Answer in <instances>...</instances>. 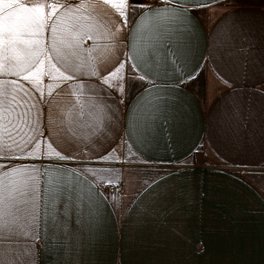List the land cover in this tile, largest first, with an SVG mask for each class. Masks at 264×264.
Returning a JSON list of instances; mask_svg holds the SVG:
<instances>
[{"label": "crops", "instance_id": "crops-1", "mask_svg": "<svg viewBox=\"0 0 264 264\" xmlns=\"http://www.w3.org/2000/svg\"><path fill=\"white\" fill-rule=\"evenodd\" d=\"M169 7L186 10L191 27H170L162 16L144 27L134 50L125 30L123 94L97 77L42 78L45 99L76 83L85 89L57 98L65 134L56 151L45 130L37 158L0 157V171L23 165L43 173L40 239L9 236L6 261L20 254L18 264H264V0H173ZM21 83L47 129L52 105ZM97 103L106 106L100 127ZM54 198L61 213L62 203L74 205L60 240L45 227Z\"/></svg>", "mask_w": 264, "mask_h": 264}, {"label": "snow or ice", "instance_id": "snow-or-ice-1", "mask_svg": "<svg viewBox=\"0 0 264 264\" xmlns=\"http://www.w3.org/2000/svg\"><path fill=\"white\" fill-rule=\"evenodd\" d=\"M158 3L164 7L131 0H0V157L37 158L35 154L45 130L53 134L52 143H47L48 149L56 151L53 144L63 142L61 138L65 132L59 127L60 114L56 109L60 103L57 98L62 94L81 93L85 85L76 83L68 86V93L62 89L55 95L49 90V99H45L43 77L63 81L78 80L82 76L97 77L103 85L123 94L126 87L121 69L125 62L120 59L123 54L119 53V46L126 39L125 30L132 37L134 50L144 27L162 16L169 21L170 27L185 24L191 27V18L183 15L186 10L169 7L173 0H158ZM46 32L50 33L47 43ZM86 41H92V45L85 46ZM45 61L48 67H45ZM113 61V67L103 71ZM132 67L136 70L135 64ZM137 78L146 79L143 75ZM21 81L28 82L31 89L40 93V100L52 105L47 129H41L40 110L33 102L32 92ZM46 87L51 89L52 85ZM94 107L99 113L97 127H100L107 119L106 106L97 103ZM57 156L61 160L74 158L59 152ZM3 168L5 170L0 171V264H18L20 254L17 261L3 258V240L11 235L40 239L39 177L43 173L23 165H4ZM27 172L31 174L20 185L16 177ZM55 204L56 198L51 202L45 227L51 229V239L60 240L74 205L70 199L62 203L61 213ZM23 256L31 258V246L25 247ZM24 264H35V261L29 259Z\"/></svg>", "mask_w": 264, "mask_h": 264}, {"label": "rangeland", "instance_id": "rangeland-1", "mask_svg": "<svg viewBox=\"0 0 264 264\" xmlns=\"http://www.w3.org/2000/svg\"><path fill=\"white\" fill-rule=\"evenodd\" d=\"M141 2H144L145 0H140ZM139 0H133V3H140ZM140 84V80L138 79H132L131 84H130V90H129V95L136 89V87Z\"/></svg>", "mask_w": 264, "mask_h": 264}]
</instances>
